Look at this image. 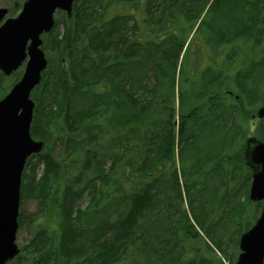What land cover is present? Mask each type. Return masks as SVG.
I'll use <instances>...</instances> for the list:
<instances>
[{
    "label": "trees",
    "instance_id": "obj_1",
    "mask_svg": "<svg viewBox=\"0 0 264 264\" xmlns=\"http://www.w3.org/2000/svg\"><path fill=\"white\" fill-rule=\"evenodd\" d=\"M145 1L148 18L143 25L139 12ZM112 5L118 11H109ZM191 5L189 0H75L71 16L59 19L62 31L58 20L45 35L49 67L34 92L30 125L31 136L44 142L32 166L33 171L39 163L42 167L36 185L42 214L19 212L18 226L30 221L35 232L6 264H224L200 230L226 256L224 233L217 230L228 225L215 216L227 197V191H218L231 156L222 144L212 146L203 159L199 147L183 158L199 138L194 127L206 124L223 87L209 90L206 81L196 91L205 93L206 100L195 99L192 105L194 98L183 92L186 113L177 109L180 120H174L175 72L188 32L168 27L175 22L172 7L194 20L196 15L188 16ZM155 9L166 16L155 18ZM143 26L150 27L146 38L137 33ZM163 29L165 39L158 40ZM226 108L220 115L223 124L233 112ZM51 140L60 144L56 154L48 149ZM242 149L246 165L245 144ZM78 160L81 168L75 174ZM23 178L22 172L20 197ZM210 178L218 181L206 190ZM213 194L220 195L217 204L210 200ZM84 195L87 207H77L76 199ZM246 197L249 201L248 191ZM241 204L234 199L239 212ZM238 221L240 236L252 221L244 216ZM201 243L214 256H198L201 249L194 245ZM225 258L234 264V257Z\"/></svg>",
    "mask_w": 264,
    "mask_h": 264
},
{
    "label": "rangeland",
    "instance_id": "obj_2",
    "mask_svg": "<svg viewBox=\"0 0 264 264\" xmlns=\"http://www.w3.org/2000/svg\"><path fill=\"white\" fill-rule=\"evenodd\" d=\"M189 1L192 3L190 6L192 11L188 16L196 15L195 19L192 20L188 18L186 14H182L181 11L176 10V7H172V16L175 22L169 24L168 27V30H172L178 34L182 33L181 29L183 28H187L188 32L186 44L180 53L175 72L176 98L173 104L176 110L174 120H176V124L180 120L177 109L180 110L182 108L184 111L183 113H186L184 106H186L188 102H185L187 101V96H185L183 92H189V95L194 98L193 101H190L188 104L192 105L195 99H197L196 102L199 101V98L205 99V93L199 95V91H196L206 81L208 82L207 85L209 90H219L220 86L221 88L223 87L220 97L214 99V104H212L214 111L212 109L209 110V115L206 116V124H200L194 127V130L197 129L199 138L190 144L191 147L189 151L183 154V158L185 159L189 152L191 150L195 151L197 147H199L200 152L198 157L203 159L210 155V148L212 146H214V148L218 146L220 148L222 144H224L225 147L227 146L225 153L228 154L227 157L231 156V158L227 159L223 166L224 170L222 169V174L226 182H224L222 186L220 184L222 189L218 191L220 195L223 194L224 191H227V197L224 203L220 205L221 212L215 216V219L221 218L226 226L228 225L225 230H217V233H224V240L223 238L222 240L226 256L228 258L234 257L235 260L239 253L238 244L237 246L235 245V238H239L237 233L239 229L242 228V226L239 227L242 222H239L238 219L244 216L246 220H250L254 223L263 205L262 201L252 202L249 200V202L246 200V193L248 191L247 183L250 182L251 176H249V171L240 158L242 155L239 153L240 150H243L242 148L248 136L255 134L259 138H264V117L261 119H258V117L252 118V116L256 114L257 109L264 103V0ZM23 2L24 0H0V8L7 9V13L1 22L8 17H15L21 10ZM116 7V5H112L109 11H118ZM146 8L147 5L145 1L141 5V11L139 12L141 18L145 19L143 25H146V19L148 18ZM198 10V14H195ZM154 11L157 10L155 9ZM70 16H66L65 12L59 10L54 13L55 22L60 18ZM165 16H162L158 11L154 14L155 18L160 17L163 19ZM58 22L57 29L62 31V21L59 20ZM132 22L131 19L128 20L129 25ZM149 29V26H143L137 33H143L144 38H146L150 33ZM163 31L164 29L159 31L157 36L158 40L165 39V31ZM153 33L155 32L153 31ZM45 35L46 34L42 35V49L47 58V66L44 70H47L50 57L49 51L45 47ZM161 52L162 50L160 49V51L155 54V58H158V56L162 54ZM183 55L184 57L182 59L181 57ZM146 61L147 59L144 57L143 64L145 66L142 67L143 75H145ZM157 61L159 63L160 58L157 59ZM23 69L24 62L20 67L8 75L0 71V99L10 90L12 85L19 80ZM149 75L151 76L150 72ZM219 75L221 76L219 77ZM152 81L153 79L151 78L149 80L150 84ZM37 86L38 84L31 91L30 96L32 99ZM238 95L242 99H238ZM138 96L142 97L140 91H138ZM181 101L183 102L181 103ZM208 104H210V102ZM225 106H227V108L224 109L225 111L229 110L233 112L231 113L232 117L224 118L223 124L220 115L222 108ZM213 114L216 117L215 119L213 118ZM191 125L195 126V123L191 121ZM223 125L227 128H224ZM48 145V149L54 150L55 154L59 151V143H53V140H51ZM43 151L44 149L38 153L41 154ZM39 155L33 154L28 157L23 170L24 178L22 179V186L25 187V190L23 196L20 197L19 212L21 211L22 215L27 217H34L42 214L41 203L36 199V185L37 179L41 174V164L39 163L37 168L34 171L32 170V166L38 161ZM63 156V159H65L66 156ZM187 162L188 160L186 159L185 163ZM75 163L78 164L74 172L76 174L81 168V161L78 160ZM215 180L218 181V179ZM215 180L211 178L207 179L205 189L207 190ZM30 189L36 190L30 193ZM235 191H237L235 198L242 203L241 207L244 211L241 210L242 213L236 210L234 206L235 198L232 193ZM209 193L211 192H205L206 195H209ZM218 194H213L210 197V200L215 202V204H217L220 199V195ZM87 203L88 195L76 199L77 207L86 208ZM207 206H209V203ZM223 212H229V214L222 215ZM239 213H241V218H239ZM215 219L212 221L215 222ZM34 232L35 228L32 222L25 220L21 226H18L16 231L15 242L17 246L21 248L23 245H26L33 237ZM200 233L206 241L212 245V249L216 253L215 258H217V260L221 258L224 260V264H229V260L225 258L226 256L222 255V253L215 248L211 243L212 241L206 238V234L201 230ZM194 247L201 249L200 251L198 250V256H214V252L205 249L203 243H201V245H194ZM24 254L25 252L22 253V255Z\"/></svg>",
    "mask_w": 264,
    "mask_h": 264
},
{
    "label": "water",
    "instance_id": "obj_3",
    "mask_svg": "<svg viewBox=\"0 0 264 264\" xmlns=\"http://www.w3.org/2000/svg\"><path fill=\"white\" fill-rule=\"evenodd\" d=\"M74 1L24 0L19 13L3 22L7 9L0 8V71L8 75L24 62L19 80L0 99V264L19 252L15 239L21 174L26 159L44 145L30 134L34 108L30 94L47 66L41 36L52 29L56 10L71 15ZM256 115L264 116V104ZM244 156L252 168L248 198L264 200V141L249 138ZM238 247L234 264H264V203L254 223L240 234Z\"/></svg>",
    "mask_w": 264,
    "mask_h": 264
},
{
    "label": "flooded vegetation",
    "instance_id": "obj_4",
    "mask_svg": "<svg viewBox=\"0 0 264 264\" xmlns=\"http://www.w3.org/2000/svg\"><path fill=\"white\" fill-rule=\"evenodd\" d=\"M258 110V109H257ZM254 117H258L256 114L255 115H253L252 116V118H254ZM264 117V116H263ZM263 117H258V119H261V118H263ZM256 122V121H255ZM254 123V122H253ZM249 138H254V140H257V141H264V138L262 139V138H259L258 136H256L255 134H253V135H251V136H248L247 138H246V140H248ZM245 140V141H246ZM246 148H247V141H246V143H245V149H244V153H245V150H246ZM250 170H251V175H252V168H250ZM262 202H264V200L262 201Z\"/></svg>",
    "mask_w": 264,
    "mask_h": 264
}]
</instances>
